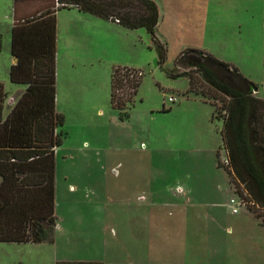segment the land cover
Returning a JSON list of instances; mask_svg holds the SVG:
<instances>
[{
  "label": "rangeland",
  "instance_id": "rangeland-1",
  "mask_svg": "<svg viewBox=\"0 0 264 264\" xmlns=\"http://www.w3.org/2000/svg\"><path fill=\"white\" fill-rule=\"evenodd\" d=\"M156 3L163 39L165 18L180 6ZM211 3L203 17L190 12L196 5L186 6L176 34L170 29L163 39L168 50L162 68L144 29L131 32L129 40L107 30L86 66L65 62L77 81L71 88L65 83L70 96L56 111L64 137L55 150L53 240L0 244V264H264V229L256 227L225 170L222 121L212 105L186 94L187 78L168 76L179 72L173 61L181 50L210 42L217 20ZM41 6L38 0L21 4ZM12 15V0H0V79L11 62ZM199 25L204 37L196 33ZM112 68L140 77L124 110L110 104ZM256 87L264 98V84ZM15 88L7 78L5 92L11 96ZM231 199L244 215L229 218L214 207L230 206Z\"/></svg>",
  "mask_w": 264,
  "mask_h": 264
},
{
  "label": "trees",
  "instance_id": "trees-1",
  "mask_svg": "<svg viewBox=\"0 0 264 264\" xmlns=\"http://www.w3.org/2000/svg\"><path fill=\"white\" fill-rule=\"evenodd\" d=\"M23 1L28 0L14 4ZM38 1L42 6L34 15L11 28L10 51L16 63L9 81L23 85L25 91L4 119L7 94L0 84V244L53 240L55 150L64 137L63 118L55 111V13L76 9L127 30L144 29L159 68L167 54L157 31V0ZM173 69L179 72L171 70L168 76L187 78L186 94L211 104L214 117L222 121L229 182L248 212L264 225V99L258 97L256 85L198 49L182 50ZM122 70L112 68L110 75V104L118 110H124L138 86Z\"/></svg>",
  "mask_w": 264,
  "mask_h": 264
},
{
  "label": "crops",
  "instance_id": "crops-1",
  "mask_svg": "<svg viewBox=\"0 0 264 264\" xmlns=\"http://www.w3.org/2000/svg\"><path fill=\"white\" fill-rule=\"evenodd\" d=\"M169 1H175V3L180 6V9L178 11L176 10V12L173 14V18H165V28L168 30L166 29L163 33L164 40H167L170 29H174L173 33L176 34L178 22L182 20V13L188 12V8L186 6L191 4L196 5L197 7L193 9L191 8L190 12L196 13L197 15L200 14V16L203 17V14L207 13L209 1H212L211 4L213 12L211 15L212 18L217 20L212 25L211 40L209 43H207L208 45H193L189 48L202 50L212 55L217 60L227 64L233 69H236L243 77L256 86L259 82L264 84V0ZM12 2V27L15 23H20L22 20L29 18L31 13H35V11L39 9V7H21L22 3H26L28 1L19 2L17 4H14V0H12ZM217 2L218 4L219 2H222L224 4L223 7L221 8L219 5L216 7ZM252 2L263 4L262 6H259V9L258 6H256L254 10L251 6ZM203 4L206 6L204 8L200 7V5ZM185 9L187 10L185 11ZM61 13L67 14L61 16L63 15ZM202 20L200 19V22H202ZM160 21L161 15L157 25L158 34L161 25ZM60 22L66 26H60ZM55 24V111H57L59 107V101L62 100L64 96H70V94L67 95V93L63 90V88L66 86L65 83H67L68 87L71 88L75 87L77 81L76 79L71 78V74L68 70H65V62L68 65L71 64L70 67L72 68L77 62L83 66H86L90 60V49L96 45L98 39H102V37L105 38V35H108L107 30L114 34L111 36H114L115 38L125 37L126 40H129V37H131L130 33L134 30L124 29L116 23L84 14L76 9L57 11L55 13ZM200 27L201 25L198 26V31H196V33H198V35L201 34L204 37L205 33H201ZM163 39L161 40L163 41ZM163 42L166 44V46L168 45L165 41ZM203 42L204 41H202V44ZM74 49H76L75 53ZM10 56L11 62L9 64V71L11 66L15 65L16 63L15 58H13L11 55V51ZM9 71L7 75H5V79H0V84L4 90L6 88L8 78V83L16 86V88L12 91L11 96H9L4 90V92L7 94V100L5 102L7 103L8 101V104L7 111L4 116L1 112L2 119L8 115L10 109L25 91V87L23 85L12 84L9 81ZM256 93L258 97L262 98L259 95L258 90H256ZM229 204L230 206L223 205L217 207L214 205V207L217 209L219 208V210H221V212L219 211L220 214L224 213L229 218H236L239 217V215H244L241 213L237 214L238 210L236 213H232V209L236 208V206L232 205L230 202ZM254 221L257 228L264 229V225L260 224L255 218Z\"/></svg>",
  "mask_w": 264,
  "mask_h": 264
},
{
  "label": "built area",
  "instance_id": "built-area-1",
  "mask_svg": "<svg viewBox=\"0 0 264 264\" xmlns=\"http://www.w3.org/2000/svg\"><path fill=\"white\" fill-rule=\"evenodd\" d=\"M117 22V21H116ZM126 69V70H125ZM129 73V75L131 76V77H133L135 80H137V81H139V75L137 74V72L135 71V70H132V69H129V68H124V70H122V73ZM170 101L171 102H173L174 101V99H170ZM230 203L232 204V205H234L235 204V201L234 200H230ZM237 212V209L236 208H233L232 209V213H236Z\"/></svg>",
  "mask_w": 264,
  "mask_h": 264
}]
</instances>
